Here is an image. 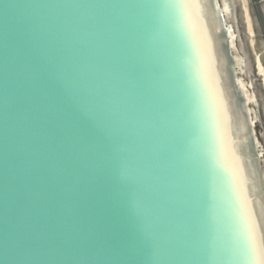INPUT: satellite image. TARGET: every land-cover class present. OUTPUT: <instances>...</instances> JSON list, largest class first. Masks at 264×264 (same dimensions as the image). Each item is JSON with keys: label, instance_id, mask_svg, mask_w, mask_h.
I'll use <instances>...</instances> for the list:
<instances>
[{"label": "water", "instance_id": "95a60500", "mask_svg": "<svg viewBox=\"0 0 264 264\" xmlns=\"http://www.w3.org/2000/svg\"><path fill=\"white\" fill-rule=\"evenodd\" d=\"M0 264H264V0H0Z\"/></svg>", "mask_w": 264, "mask_h": 264}]
</instances>
